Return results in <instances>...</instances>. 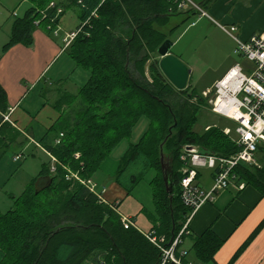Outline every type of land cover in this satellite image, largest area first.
I'll list each match as a JSON object with an SVG mask.
<instances>
[{"label": "trees", "instance_id": "1", "mask_svg": "<svg viewBox=\"0 0 264 264\" xmlns=\"http://www.w3.org/2000/svg\"><path fill=\"white\" fill-rule=\"evenodd\" d=\"M29 1L26 15L14 21L4 51L16 44L32 45L37 27L46 22L49 29L59 23L56 8L49 7L56 0ZM196 1L206 10L215 0ZM181 2L73 0L80 7L81 30L66 51L90 76L78 94H61L59 106L67 104L68 108H60V118L40 140L48 160L23 193L12 196L13 207L0 210V264L161 263L159 247L135 227L124 226L118 204L114 209L82 182L99 172L115 148L131 138L141 119L148 122L146 132L121 156L115 179L131 191L145 174L156 171L150 182L161 223L154 234L159 240L165 237L164 243L159 241L163 245L179 233L189 211L181 200L182 149L195 145L203 153L223 157L239 151L216 124L207 125L202 132L195 129L200 111L212 107L210 97L191 84L177 89L160 69L157 50L182 24L165 30L171 17L197 12L182 8ZM7 98L0 84V146L20 136L4 121ZM6 133L14 136L6 140ZM161 145L173 166L171 193L163 178ZM52 157L56 158L54 171ZM234 171L264 194V167L239 165ZM263 226L264 220L229 264ZM187 237L193 243L190 250L197 261L193 264L215 262L224 240L212 229L201 235L185 232L184 240ZM184 262L192 264L187 256Z\"/></svg>", "mask_w": 264, "mask_h": 264}, {"label": "crops", "instance_id": "2", "mask_svg": "<svg viewBox=\"0 0 264 264\" xmlns=\"http://www.w3.org/2000/svg\"><path fill=\"white\" fill-rule=\"evenodd\" d=\"M56 2L64 9L59 19L61 31H64L65 35L75 31L73 29L68 30L69 27L63 23V19L67 9L71 6L76 7L77 11L74 15L80 19V7L73 3V0H56ZM205 11L208 13L206 16H200L198 12H192V15L188 17L186 14H181V21L174 18L179 14L174 15L171 17V21L172 19L176 21L171 22L173 26L169 24L165 30H169L180 23L184 24L193 16L198 15L199 19L192 20V25L204 18L218 24L222 30L221 25H236L238 26L237 35L244 40H248L254 34L264 31V0H215L209 5V9ZM184 20L186 21L184 22ZM13 23H11V27L4 31V25L0 24V47H4L9 41ZM59 35L60 33L55 36ZM34 36L35 45L33 47L29 48L24 44H16L6 50L3 55H0V84L7 92L8 97V110L4 115H8L9 119H4V121L9 122L20 133L15 141L16 143L18 142L20 145L22 142L27 141V148L33 143L36 150L43 151L48 156V153L40 144V140L60 118V108L63 110L68 108L67 104L59 106L61 94H78L82 86L88 81L90 74L76 71L74 68L75 61L68 54L70 59L66 57L62 67L47 77L50 75L52 66L64 58L65 53L63 48L55 43V39L50 38L46 31L41 30V26L36 28ZM230 38L231 40L225 42L227 47L224 43L221 44V47L224 45L225 49L222 57L228 58L223 60L220 71L213 77L210 85L206 86L203 93L213 87L214 83L223 77L230 67L238 63L231 56L236 42L231 36ZM24 77L27 78L30 86L25 87L21 84V79ZM31 95L34 96L33 101L27 103L28 107H23V103ZM45 99L46 101H44ZM13 136V133H6L5 139H12ZM20 139H23V141L21 142ZM23 154V152L17 153V155L22 156ZM110 156L102 163L100 170L113 179L112 185L103 194L97 192L102 194L106 202L118 203V212L123 216L130 217L134 222L133 227L141 233L156 232L160 227L161 219L156 213L153 187V208H149L141 201H132V204H130V197L142 180L131 191L117 182L115 176L121 156L117 160H111ZM15 157V161L20 159H15ZM201 174V172H198L196 179L199 185L205 189L211 187L214 178L213 170L210 176H204L200 183ZM245 184V187L241 190L232 187L219 192L213 201L203 203L190 221L189 228L192 235H201L210 228L218 237L224 240L222 246L216 252L215 262L210 264H229L241 245L264 220V194L262 190L254 183L245 182ZM188 240H190V245L186 247ZM192 244L191 237H187L182 247L189 251L187 259L193 264L197 261L190 250ZM231 264H264V226Z\"/></svg>", "mask_w": 264, "mask_h": 264}, {"label": "built area", "instance_id": "3", "mask_svg": "<svg viewBox=\"0 0 264 264\" xmlns=\"http://www.w3.org/2000/svg\"><path fill=\"white\" fill-rule=\"evenodd\" d=\"M180 6L182 8L192 7L200 16L208 15L201 4L192 0H182ZM49 7L56 8V18H59L64 12V9L57 6L55 1H52ZM35 23L39 24V21H35ZM52 27L49 25V29L53 30L54 35H58L62 30L58 22L55 27ZM221 27L235 40L234 53L246 59L251 64L252 70L247 72L242 63H235L223 77L214 83L211 89L204 92V95L209 96L213 92L214 95L209 101L213 112L237 123L238 139L232 140L240 149L230 157L207 154L200 150L188 151L187 146L182 149L181 160L184 162V166L182 168L183 177L180 181L181 200L189 210L184 224L179 233L165 245L159 242L164 243L165 237H161L159 240L154 232L145 234L161 250L160 264H185L184 259L188 255V250L182 247L183 235L185 232H190V221L196 210L203 203L213 201L221 191L232 187L241 190L245 187V181L240 180L234 171L237 166L261 167L255 157L260 147L264 148V31L254 34L248 40H243L236 34L238 26L221 25ZM80 30L81 28H77L73 32L66 33L63 39L65 47L72 42ZM4 119L8 120L9 116L4 115ZM223 131L230 136L229 128ZM19 158L21 155L15 157V159ZM55 161L56 158L52 157L51 169L53 171L55 170ZM198 167H208L214 171L211 187L205 189L196 183ZM74 176L77 177V175ZM82 182L91 192L105 201L102 194L97 192L96 184L91 179L82 180ZM117 204H111V206L117 209ZM121 218L126 228L134 226L130 217L121 215Z\"/></svg>", "mask_w": 264, "mask_h": 264}, {"label": "rangeland", "instance_id": "4", "mask_svg": "<svg viewBox=\"0 0 264 264\" xmlns=\"http://www.w3.org/2000/svg\"><path fill=\"white\" fill-rule=\"evenodd\" d=\"M192 1L197 2L196 0ZM30 6L31 3L29 0H0V24L4 25L3 31L11 27V23L17 18L24 17ZM208 9L209 7L206 8V10ZM76 11L77 9L75 6L69 7L66 11L63 23L69 27L68 30H76L81 22V20L74 15ZM174 18H177L179 21L182 20L181 15H177ZM197 18L199 19L198 15L193 16L184 24L182 23L179 28L169 35V39L173 42L170 52L178 56L190 69L191 72L188 84H191L199 91H203L206 86L210 85L213 77L220 71L223 60L228 58L222 56L225 52V42H227L229 39L231 40V38L220 28L218 24L210 22L207 18L198 20V23L196 22L195 25H192V20ZM175 21V19H172L171 22ZM45 24L41 26V30L44 32L46 31L50 38L55 39V43L63 48L65 53L63 56L64 58L60 59L56 64H54V66H52L49 73L50 75L47 76L49 77L62 67L66 57L68 59L70 58L67 51H65V41L63 40L65 32L61 31L59 36H55L53 32H50ZM170 24L173 26L172 23ZM33 37V44L27 46L29 48L35 45V36ZM223 43L224 45L221 47V44ZM4 52V47H0V55H3ZM233 53H231V56L235 58L236 61L242 63L246 67L247 72H250L252 70L251 64L243 57ZM75 64L76 63H74V68L76 71L81 73H89L87 69H84L80 66L78 67ZM21 84L25 87L30 86L26 77L21 79ZM213 95V92L209 94V101ZM33 99V95L29 96L22 106L28 107L27 103L33 101ZM44 101H46V99ZM147 124L148 122L146 119H141L135 126L131 138L123 140L112 152L110 159L117 160L126 151L131 142H137L146 132ZM209 124H216L222 130L229 128L231 131V139H238V134L236 132L237 123L228 117L214 113L212 107L200 111L195 129L198 132H202ZM20 141L22 142L23 139H20ZM17 144L18 142H9L7 145L4 143V147L0 146V209L3 212L13 207L14 198L12 196H19L23 193L31 177L37 175L40 172L42 163L48 159L46 153L36 150L33 143H31L28 148L26 147L28 145L27 141L22 142L20 145ZM21 152L24 153L23 156L21 155L22 158L15 161L14 157L17 155V153L20 154ZM255 158L261 164V167H264V149H259L256 152ZM197 169L198 172L202 173V177L199 180L200 183L204 176H210V173L212 172V169L208 167H198ZM152 171L156 173L155 170ZM152 171H149L147 174H145L144 179L135 188L130 197L131 200H129L131 201L130 204H132V201H141L149 208H153L152 186L150 184V179L153 178L154 175ZM91 179L93 183L95 182L99 185L96 186V190L98 192H102V194L107 191V188H109L113 182V179L110 178L109 175H106L102 170L96 172ZM196 183L199 185L197 181ZM189 245L190 240L187 241L185 246L187 247Z\"/></svg>", "mask_w": 264, "mask_h": 264}, {"label": "water", "instance_id": "5", "mask_svg": "<svg viewBox=\"0 0 264 264\" xmlns=\"http://www.w3.org/2000/svg\"><path fill=\"white\" fill-rule=\"evenodd\" d=\"M173 42L167 39L157 50L160 61L159 66L167 79L179 90L185 89L188 86L190 69L188 66L176 55L170 52ZM188 151H197L199 148L195 145H188ZM160 161L162 167L163 178L166 184L167 191H173L172 174L173 166L171 161L165 157L163 152V145H161Z\"/></svg>", "mask_w": 264, "mask_h": 264}, {"label": "bare ground", "instance_id": "6", "mask_svg": "<svg viewBox=\"0 0 264 264\" xmlns=\"http://www.w3.org/2000/svg\"><path fill=\"white\" fill-rule=\"evenodd\" d=\"M204 94V93H203ZM57 142H59V140H57Z\"/></svg>", "mask_w": 264, "mask_h": 264}]
</instances>
